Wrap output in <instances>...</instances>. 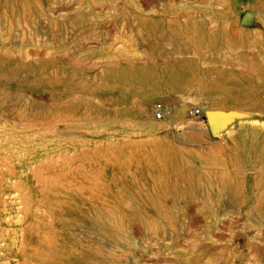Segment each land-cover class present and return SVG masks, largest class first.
Segmentation results:
<instances>
[{
  "label": "rangeland",
  "instance_id": "rangeland-1",
  "mask_svg": "<svg viewBox=\"0 0 264 264\" xmlns=\"http://www.w3.org/2000/svg\"><path fill=\"white\" fill-rule=\"evenodd\" d=\"M0 236V264H264V0H0Z\"/></svg>",
  "mask_w": 264,
  "mask_h": 264
},
{
  "label": "water",
  "instance_id": "water-1",
  "mask_svg": "<svg viewBox=\"0 0 264 264\" xmlns=\"http://www.w3.org/2000/svg\"><path fill=\"white\" fill-rule=\"evenodd\" d=\"M205 117L212 137L220 138L236 121L252 118V115L236 110H208Z\"/></svg>",
  "mask_w": 264,
  "mask_h": 264
},
{
  "label": "bare ground",
  "instance_id": "bare-ground-1",
  "mask_svg": "<svg viewBox=\"0 0 264 264\" xmlns=\"http://www.w3.org/2000/svg\"><path fill=\"white\" fill-rule=\"evenodd\" d=\"M15 237H18V236H0V252H4V253L10 252L13 249V246H14L13 240H15ZM24 238H25V236H22L23 241H24ZM16 240H17V238H16ZM22 244H24V243H22ZM25 246L26 245L24 244V245H21L19 247L21 249V251L24 253V263L23 264H33L35 260L42 258L40 251H38V250L32 251V249H31L32 254L30 253V256H28L26 254L27 251H26Z\"/></svg>",
  "mask_w": 264,
  "mask_h": 264
},
{
  "label": "built area",
  "instance_id": "built-area-1",
  "mask_svg": "<svg viewBox=\"0 0 264 264\" xmlns=\"http://www.w3.org/2000/svg\"><path fill=\"white\" fill-rule=\"evenodd\" d=\"M200 115H201V112L198 109H196V110L192 109L189 111V116L192 118L199 117ZM164 117H165V110H164L163 106L157 105L156 109H155V118L157 120H162Z\"/></svg>",
  "mask_w": 264,
  "mask_h": 264
}]
</instances>
